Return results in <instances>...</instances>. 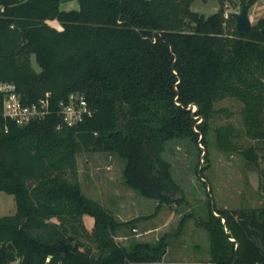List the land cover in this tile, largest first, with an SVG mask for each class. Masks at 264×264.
<instances>
[{
	"label": "trees",
	"instance_id": "obj_1",
	"mask_svg": "<svg viewBox=\"0 0 264 264\" xmlns=\"http://www.w3.org/2000/svg\"><path fill=\"white\" fill-rule=\"evenodd\" d=\"M62 1L0 0V80L13 81L25 102L48 92L50 109L24 124L9 120L0 132V190L15 199L14 213L0 215V263L129 264L165 254L163 236L127 245L115 239L140 216L118 220L82 191V148L116 154L123 184L157 199L155 208L181 200L164 156L172 140L239 152L264 189L256 145L239 143L264 141V15L241 31L232 12L224 16V0L208 15L190 0H76L69 9ZM72 92L92 113L66 126L58 102ZM226 97L241 104L240 127L214 122L230 115L215 106ZM206 205L197 223L208 232V261L264 264V205ZM84 214L93 218L89 229Z\"/></svg>",
	"mask_w": 264,
	"mask_h": 264
},
{
	"label": "rangeland",
	"instance_id": "obj_2",
	"mask_svg": "<svg viewBox=\"0 0 264 264\" xmlns=\"http://www.w3.org/2000/svg\"><path fill=\"white\" fill-rule=\"evenodd\" d=\"M240 4V0H224V9L227 12L237 11ZM189 5L192 10L204 15L218 8L215 0H190ZM61 7L75 8L76 0H64ZM249 8V18L254 23L264 15V0H253ZM51 23L58 26L55 21ZM31 62L38 69L34 56H31ZM215 106L225 107L230 113L229 116L222 112L216 115L215 124L229 121L240 127L241 104L238 100L226 97L217 101ZM168 143L164 156L172 164L173 178L182 187V192L174 194L181 199L179 201L162 202L155 208L157 199L140 195L123 184V162L110 152L80 149L76 154L77 178L82 191L110 210L116 219L140 216L133 225L119 229L115 239L120 244L127 245L134 240L154 242L163 236L166 241L165 258L198 264L209 257L208 232L197 223L198 219L206 216L207 200L210 199L211 206L215 207L262 206V176L237 151L225 152L211 142L206 147L199 141L194 144L187 139ZM239 143L243 146L256 145L259 166L264 167V141L243 136ZM199 174L202 176L199 177ZM252 174H255L257 188L249 181ZM14 211L13 194L0 190V215ZM82 218L86 227L92 226L91 215L84 214Z\"/></svg>",
	"mask_w": 264,
	"mask_h": 264
},
{
	"label": "built area",
	"instance_id": "obj_3",
	"mask_svg": "<svg viewBox=\"0 0 264 264\" xmlns=\"http://www.w3.org/2000/svg\"><path fill=\"white\" fill-rule=\"evenodd\" d=\"M228 14L224 11V16ZM48 92L33 102H25L21 94L17 91L13 81L0 80V132L7 131V122L13 121L16 124H24L32 119H41L49 113ZM195 108L194 105H192ZM62 122L66 126H71L84 117L91 115V109L82 94L70 93L65 99L58 102V111ZM188 262L174 261L161 258L148 262H131L129 264H187ZM3 264V263H0ZM5 264H20V258L15 257Z\"/></svg>",
	"mask_w": 264,
	"mask_h": 264
},
{
	"label": "water",
	"instance_id": "obj_4",
	"mask_svg": "<svg viewBox=\"0 0 264 264\" xmlns=\"http://www.w3.org/2000/svg\"><path fill=\"white\" fill-rule=\"evenodd\" d=\"M249 4L246 2H241V4L238 7L237 11L232 12V16L235 20V27L237 30H247L251 26V21L248 14ZM260 32L264 35V25L260 28ZM194 105V104H193ZM195 106V105H194ZM255 174H252L249 176V181L253 185L254 188H257V182L255 181L256 178H254ZM222 221H224L222 219ZM7 246L14 250V247L11 243H8Z\"/></svg>",
	"mask_w": 264,
	"mask_h": 264
},
{
	"label": "crops",
	"instance_id": "obj_5",
	"mask_svg": "<svg viewBox=\"0 0 264 264\" xmlns=\"http://www.w3.org/2000/svg\"><path fill=\"white\" fill-rule=\"evenodd\" d=\"M250 9V8H249ZM249 9H248V14H249ZM133 216H130V217H127V219H130V218H132ZM127 219H124V220H127ZM86 228H88V227H86ZM90 228V227H89ZM88 228V229H89ZM208 259H209V257H208ZM208 259H206L205 261L208 263V264H214V263H211V262H209L208 261ZM175 261V260H174ZM199 264V263H198Z\"/></svg>",
	"mask_w": 264,
	"mask_h": 264
}]
</instances>
